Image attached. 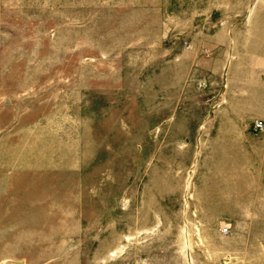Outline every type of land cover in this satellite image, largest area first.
<instances>
[{
  "label": "rangeland",
  "instance_id": "obj_1",
  "mask_svg": "<svg viewBox=\"0 0 264 264\" xmlns=\"http://www.w3.org/2000/svg\"><path fill=\"white\" fill-rule=\"evenodd\" d=\"M264 0H0V264H264Z\"/></svg>",
  "mask_w": 264,
  "mask_h": 264
},
{
  "label": "built area",
  "instance_id": "obj_2",
  "mask_svg": "<svg viewBox=\"0 0 264 264\" xmlns=\"http://www.w3.org/2000/svg\"><path fill=\"white\" fill-rule=\"evenodd\" d=\"M263 127H264L263 123H257L256 124V128L259 130L263 129Z\"/></svg>",
  "mask_w": 264,
  "mask_h": 264
}]
</instances>
